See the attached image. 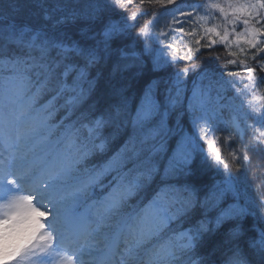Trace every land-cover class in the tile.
<instances>
[{"label": "snow or ice", "instance_id": "6c2138e0", "mask_svg": "<svg viewBox=\"0 0 264 264\" xmlns=\"http://www.w3.org/2000/svg\"><path fill=\"white\" fill-rule=\"evenodd\" d=\"M261 152L264 0H0V264H264Z\"/></svg>", "mask_w": 264, "mask_h": 264}, {"label": "trees", "instance_id": "16d2710c", "mask_svg": "<svg viewBox=\"0 0 264 264\" xmlns=\"http://www.w3.org/2000/svg\"><path fill=\"white\" fill-rule=\"evenodd\" d=\"M143 22V21H141ZM135 30H133V33ZM131 40V37L129 38ZM213 51H218L221 53V59L216 60L214 57H210L209 53L205 51L202 57L197 58V64L201 69L208 68V69H216L219 70V66L223 63L225 56L223 54L222 49H214ZM183 67V64L180 65ZM152 65L148 62L147 67L144 69L142 75H137V69L135 67L129 68L125 72L122 73V77L125 81L130 82L132 87L129 89L128 95L130 97V102L133 106L139 103V98L142 94V88L146 82L149 80L159 76L163 77L164 79H168L171 75V69L161 72H153ZM192 81L193 76L190 74L188 78V91L186 93V98L184 100V106H187L188 100L187 97L191 96V89H192ZM167 85L162 84L161 87H166ZM231 95V93H229ZM227 118V115H225ZM228 129L221 125V131H219L218 135H227ZM250 135V134H249ZM179 137L177 136L176 139ZM248 140V135L245 136V142ZM238 141L233 142V147H235ZM170 149L175 148V141H170L169 144ZM222 155L227 157L226 149L222 148ZM251 156V162L248 164L247 170H242L241 173L238 174L237 179L235 181L238 182L237 185H240L244 191H247L248 196H250L251 201H253V205L258 203L257 196L258 192L256 191L257 188L260 189L261 193H264V152L261 153H249ZM193 169L196 173L195 177L193 178L197 185L200 187L201 196L203 197L205 194H210L213 190L214 186L221 184L222 181L226 179L225 175L218 171L216 168L202 163L201 158L198 156L193 164ZM210 215H212L210 213ZM258 215V209H257ZM198 218V217H197ZM195 219L193 220V223ZM248 223H256L257 221L253 217L248 218ZM188 225L186 224L185 227Z\"/></svg>", "mask_w": 264, "mask_h": 264}, {"label": "rangeland", "instance_id": "374dc122", "mask_svg": "<svg viewBox=\"0 0 264 264\" xmlns=\"http://www.w3.org/2000/svg\"><path fill=\"white\" fill-rule=\"evenodd\" d=\"M205 2H206V0H205ZM237 103H238V101H237ZM249 123H251V121H249ZM201 158V157H200ZM237 184H238V182L237 181H235ZM235 183V184H236ZM236 184V185H237ZM238 187H239V190H240V192H241V194H242V196H243V199L245 200V201H247L249 204H251L253 207H254V205H253V201H251V198H250V196H248V193H247V191H244L242 188H241V186L240 185H237Z\"/></svg>", "mask_w": 264, "mask_h": 264}]
</instances>
